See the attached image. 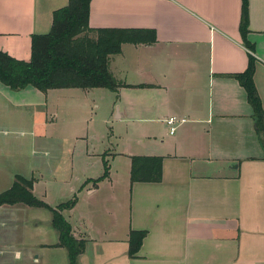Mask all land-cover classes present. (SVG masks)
I'll list each match as a JSON object with an SVG mask.
<instances>
[{
    "label": "crops",
    "instance_id": "obj_1",
    "mask_svg": "<svg viewBox=\"0 0 264 264\" xmlns=\"http://www.w3.org/2000/svg\"><path fill=\"white\" fill-rule=\"evenodd\" d=\"M68 1L0 0V51L29 61L32 36L47 34L53 13ZM248 2L253 52L239 33L241 0H91V29L153 30L156 42L123 44L109 57V71L123 85L112 92L111 114L133 121L135 152L80 149L70 159L43 163L51 182L35 179L33 171L21 176L35 180L34 196L44 184L48 206L49 186L77 197L62 213L73 237L86 241L77 264H264V154L245 91L231 77L245 71L252 55L264 110V0ZM65 90L85 96L101 89L41 93L0 84V112L18 111L2 117L3 124L20 119L45 128L48 98ZM169 117L185 120L173 134ZM134 156L162 157L161 182L131 184ZM104 162L108 177L95 182ZM131 231L146 232L134 259L128 257ZM57 243L58 236L42 250Z\"/></svg>",
    "mask_w": 264,
    "mask_h": 264
},
{
    "label": "trees",
    "instance_id": "obj_2",
    "mask_svg": "<svg viewBox=\"0 0 264 264\" xmlns=\"http://www.w3.org/2000/svg\"><path fill=\"white\" fill-rule=\"evenodd\" d=\"M91 0H69L65 8L53 13L52 26L45 35L32 36L29 61H20L0 51V84L12 91L27 87L46 93L55 89H105L116 92L118 83L109 71V57L117 55L123 44H153V30L139 29H91L88 25ZM249 2L241 0L239 33L244 47L253 52L247 41L249 32ZM255 59L248 55L244 72L232 75L243 88L253 112L255 132L264 154V110L253 76ZM130 181L133 183L158 184L162 180V157H131ZM103 175L95 182L108 177L107 164L103 163ZM35 180L15 176L11 188L0 193L1 206L23 205L46 209L51 213V227L58 234L55 248L67 252L68 264H77L78 257L86 248V241L72 235L70 224L62 213L71 210L74 196L66 203L51 208L33 195ZM146 236L144 231H131L128 239V257L134 259Z\"/></svg>",
    "mask_w": 264,
    "mask_h": 264
},
{
    "label": "rangeland",
    "instance_id": "obj_3",
    "mask_svg": "<svg viewBox=\"0 0 264 264\" xmlns=\"http://www.w3.org/2000/svg\"><path fill=\"white\" fill-rule=\"evenodd\" d=\"M63 96L48 98V123L45 128L34 129L18 121L3 124L7 116L16 117L17 112H0V192L13 182L14 175L38 178L41 182H51L46 162L53 158L70 159L75 152L87 148L89 152L102 155L115 150L135 152L133 121H117L112 116L115 95L108 90H96L94 94L75 96L77 90H65ZM98 105V107H95ZM8 121V120H6ZM32 132V133H31ZM36 136V144L33 142ZM133 141V140H132ZM130 145L133 148H130ZM46 152V154H45ZM121 160L116 163L120 166ZM97 167L93 169L95 172ZM28 176V177H27ZM47 176V178H46ZM44 184L37 187L35 196L42 201ZM49 206L55 208L60 203L72 199L67 194L57 193L49 186ZM46 202V201H43ZM51 213L46 209L30 208L23 205L0 207V264H68L65 249L48 252L43 244L57 241V232L51 227ZM47 256L46 260L43 258ZM38 262H34V259Z\"/></svg>",
    "mask_w": 264,
    "mask_h": 264
},
{
    "label": "built area",
    "instance_id": "obj_4",
    "mask_svg": "<svg viewBox=\"0 0 264 264\" xmlns=\"http://www.w3.org/2000/svg\"><path fill=\"white\" fill-rule=\"evenodd\" d=\"M249 53L252 54L251 52ZM184 122H185L184 119H178L176 117H169L168 119L165 120V124L168 127L170 134H173L175 132L177 125Z\"/></svg>",
    "mask_w": 264,
    "mask_h": 264
}]
</instances>
